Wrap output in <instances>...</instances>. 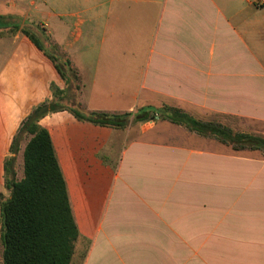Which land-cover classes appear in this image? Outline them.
<instances>
[{
    "label": "crops",
    "instance_id": "0c3cea01",
    "mask_svg": "<svg viewBox=\"0 0 264 264\" xmlns=\"http://www.w3.org/2000/svg\"><path fill=\"white\" fill-rule=\"evenodd\" d=\"M47 15L70 37L55 43L77 74L87 111L123 113L149 104L187 112L163 98L230 110L234 98V114L264 121V0H55ZM20 57L14 52L0 65V191L4 160L26 115L13 93L29 79V63ZM232 70L234 83L215 82ZM86 94L115 96L124 108L86 106ZM151 95L158 100L144 101ZM59 115L67 118L57 121ZM150 122L176 125L140 124ZM38 124H59L56 148L46 130L77 228L69 264H191L192 250L220 260L230 251L234 264H264L260 152L263 158L245 161L216 158L166 143L157 131L94 125L66 111L44 114Z\"/></svg>",
    "mask_w": 264,
    "mask_h": 264
},
{
    "label": "trees",
    "instance_id": "16d2710c",
    "mask_svg": "<svg viewBox=\"0 0 264 264\" xmlns=\"http://www.w3.org/2000/svg\"><path fill=\"white\" fill-rule=\"evenodd\" d=\"M12 19L0 14V28L19 29V24ZM20 31L47 55L67 84L78 79L64 54L54 56L44 49L34 34L25 28ZM42 36L49 41L48 35L42 32ZM74 89L77 92L78 85H74ZM60 109L62 106L53 101L37 106L22 121L12 138L11 155L3 165L8 196L0 198L1 264H69L77 228L49 133L38 124L44 114ZM68 110L80 121L115 129L133 123L166 120L199 136L213 138L233 151H258L264 156L263 135L233 130L217 121L200 120L170 105L147 104L135 111L108 113L87 111L79 101L73 100ZM23 134H28L29 138L22 151L23 176L17 180L13 162Z\"/></svg>",
    "mask_w": 264,
    "mask_h": 264
},
{
    "label": "rangeland",
    "instance_id": "374dc122",
    "mask_svg": "<svg viewBox=\"0 0 264 264\" xmlns=\"http://www.w3.org/2000/svg\"><path fill=\"white\" fill-rule=\"evenodd\" d=\"M54 9L55 0H0V14H2L4 11H14L13 13H20V15L2 14L13 17L12 20L13 22H17L19 24V29H15L13 27L0 28V65L2 64V59H5L3 58L4 56H10L11 54H14V52L20 53L21 57L19 60H25V63H29V79L25 80L24 88L22 87L21 89L20 85L21 90L17 88L13 90L15 96L14 101H16V104L20 107H23L26 111L24 119L37 106L51 101L55 103L57 102L60 106H62V109L47 113L66 111L70 116H72V113L68 109L71 107L73 100L79 101L78 91L76 92L74 89V85H78V79L76 81L71 80L69 84H67L66 81L56 73L51 62L46 57H44L41 52L38 51L20 31V28L27 29L39 39L44 49L50 51L54 56H57L58 54L62 55L63 53L60 51L55 41H59L64 38H67L69 41L70 37L68 34H64V32L62 34L58 33L59 30L56 26V19L47 15L48 13L53 12ZM42 32L45 35H47V32H50L53 42L50 40L46 42L42 36ZM15 34L19 35L16 39L13 38ZM11 41H13V45ZM210 46L211 45L208 42L206 47L207 56L211 54ZM216 52V48H214V54ZM69 53L71 55L72 51L70 50ZM61 59L62 58L59 60L61 61ZM14 62L16 63V59H14ZM5 68H7V65ZM227 73L229 75H226L221 79L218 77V74H216L215 76L217 77V80L215 82L222 84L234 83V71H227ZM9 89L10 88H8V90ZM87 92L88 90L85 89L84 93ZM152 96L153 95L145 98L144 101H152ZM84 98L86 101V106H109L108 104H110L109 108H117L118 110L124 108V100L118 99L115 96L103 98L97 96L96 94H86ZM156 100L158 99L153 101ZM159 100L162 103L177 105L186 110L195 118L217 121L229 126L233 130L246 131L264 136V121L262 119L234 114V98H231V100L228 101L232 105L230 110H212L208 107H204V105L194 104L192 102H186V104L184 103L182 106H180V104L170 98H163ZM210 103L211 102L208 100L207 104ZM61 117L67 118V116L59 115L56 117L57 121ZM140 125L141 124L139 123H133L119 130L137 131L142 129L157 131L161 133L160 139L166 140V143L170 142L174 143L175 145L201 148L206 150L208 154L213 153L212 155H214L216 158H220L222 156L224 159L229 156H234L235 161H245L248 157L263 158V156H261L257 151H233L229 146H226L213 138H203L193 133H189L182 126L164 124L162 122H159L158 124H153L150 122L147 125ZM57 127H59V124L55 127V129L46 126V129L49 130L51 134L52 142L55 148L57 146L58 134L55 133L54 130H56ZM28 138V134L22 135L19 141L17 153L14 155L13 169L15 179H20L22 177L21 152L22 147ZM7 196L8 191L3 185L2 191H0V198L3 199ZM230 253V251L224 252L223 258H221L223 260H220L214 252L192 250L191 264H234V255L228 256Z\"/></svg>",
    "mask_w": 264,
    "mask_h": 264
}]
</instances>
